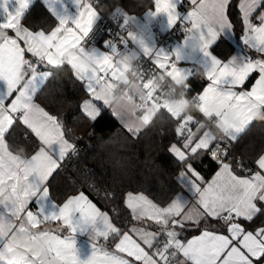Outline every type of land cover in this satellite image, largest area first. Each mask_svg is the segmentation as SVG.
Returning a JSON list of instances; mask_svg holds the SVG:
<instances>
[{
  "label": "snow or ice",
  "instance_id": "6c2138e0",
  "mask_svg": "<svg viewBox=\"0 0 264 264\" xmlns=\"http://www.w3.org/2000/svg\"><path fill=\"white\" fill-rule=\"evenodd\" d=\"M32 2L0 0L4 13L0 22V264H82L74 241L77 232H87L92 244L86 264H171L173 255L177 264H264V226L248 230L245 224L257 220L264 224V150L250 163L232 154V146L248 128L257 125L249 121L245 102L251 99L264 109V0H235L239 40L255 54L246 53L239 59L222 58L225 36H237L231 18L234 0H188L191 7L184 16L180 15L184 0H153L148 15L164 14L170 27L182 26L193 46L209 61L204 69L208 83L197 95L202 104L210 97L219 98L214 119L229 133L226 141H217L199 127V121L176 118L175 134L182 143H171L168 152L180 166L178 180L192 201L177 195L160 205L146 194L128 192L125 207L134 221L147 227L133 225L127 231L83 192L67 196L62 204L53 203V210L45 211L51 199L49 178L60 161L76 152V145L68 138L71 129L36 98L57 72L68 67L84 83L89 97L80 102L81 113L98 122L110 112L104 111L107 100L102 82L118 74L113 61L118 53L108 41L111 54L91 51L95 65L91 72L80 64L89 55L83 42L100 15L93 0H75L76 17L57 16V23L48 29L25 22ZM42 2L54 11L51 6L62 0ZM124 20L128 22L127 17ZM128 38L135 39L132 33ZM144 51L151 54L147 47ZM174 55L179 60L180 53ZM173 61L172 56L160 53L153 62L161 70L179 74ZM253 74H258L254 84L243 88ZM19 123L40 142L38 150L23 161L16 159L7 142ZM206 155L219 168L210 181L198 170ZM33 201L35 210L30 206ZM191 210L195 216L190 215ZM212 222L226 234L213 231ZM190 227L201 229L200 234L182 238ZM197 244L207 247L208 253L201 250L194 259Z\"/></svg>",
  "mask_w": 264,
  "mask_h": 264
},
{
  "label": "trees",
  "instance_id": "16d2710c",
  "mask_svg": "<svg viewBox=\"0 0 264 264\" xmlns=\"http://www.w3.org/2000/svg\"><path fill=\"white\" fill-rule=\"evenodd\" d=\"M101 4L103 12L110 17H113L115 7L141 15L153 6V0H101ZM231 18L239 30L241 26L235 0ZM24 19L29 26L45 29L54 26L56 22L41 1L33 4ZM231 49L232 45L225 40L222 58ZM216 51L220 52L221 49ZM253 79V76L249 78L246 87L252 84ZM191 81L198 89L206 82L197 75ZM87 97L84 83L74 77L70 68L65 67L56 73L36 98L47 111L57 115L66 128L71 129L68 138L80 145L79 150L70 156L68 164L59 168L49 180L50 195L56 203L61 204L67 196L84 190L101 207L113 212L122 227L129 226L134 220L123 203L128 192L146 194L157 204L166 205L182 190L176 179L180 166L168 152L170 143L180 141L175 134V127L176 118L182 113L175 114L168 107L162 106L152 120L138 134L133 135L108 110H104L108 115L98 122L89 121L80 109V102ZM192 114L199 116L194 111ZM253 121L257 125L248 128L232 147V154L245 163L253 161L258 152L264 150V109ZM25 139L21 123L14 125V130L8 135L9 145L19 149L24 142L28 143ZM28 145L30 148L27 155L35 148L34 144V147L31 143ZM217 168L218 165L207 155L198 164L205 179H209ZM261 222L257 220L253 224H245L252 229ZM200 230L188 229L183 238L187 239Z\"/></svg>",
  "mask_w": 264,
  "mask_h": 264
},
{
  "label": "crops",
  "instance_id": "0c3cea01",
  "mask_svg": "<svg viewBox=\"0 0 264 264\" xmlns=\"http://www.w3.org/2000/svg\"><path fill=\"white\" fill-rule=\"evenodd\" d=\"M37 1L42 2V0H33V2L30 4V7L26 10L25 14L29 11V9ZM42 4H44L47 10L55 17V20H56L55 24L57 23V16H67L69 18H75L78 12V8L75 4V0H62L61 4L52 5L51 7L54 9V11H50L49 6H47L45 3L42 2ZM184 4H188V0H184ZM152 7L144 11L141 15L127 13L121 7L114 8L113 17L119 18L124 23V25L127 27L128 34L132 33L135 39L134 40L131 39L133 46L126 44L122 48L117 49L118 54L113 56V61L115 62L116 67L118 69V74L115 76L114 79H110L108 81L102 82V88H103L102 94L107 100V103L105 104L106 108H104V110L109 109L110 112L114 114L118 122L122 126H124L126 129H130L131 133H134L135 135L138 134V132H140L152 120L158 108L162 106L168 107L173 113L178 114V115L183 113L187 109V104L182 99L174 98L166 94H159L157 92V89L152 84L149 85L145 83H131L129 87L127 88V90L124 91L122 95L117 97L119 98V106H117V103H116L117 98H115L116 84L119 81L127 79V74L130 68L132 67V65L138 60L139 54L141 52L145 54V51H144L145 47L151 49V54L149 55L152 56L153 60H156L157 54H160V53L172 56V58L176 62L177 67L180 70L179 74H175L172 72V76L178 80L180 79V80L191 81V78L196 75L200 76L202 79H205L204 69L209 66V61L207 60V58H205L199 52V50L193 46V42L188 39V36H187L188 33L183 38H181L178 42H176L171 48L158 47L156 28H158L161 31L166 32L170 30L172 26L171 27L169 26L167 17L164 14L149 16L148 15L149 10L152 9ZM190 7L191 6L189 5L188 10H190ZM125 17L128 18L127 23H125V20H124ZM3 21H4V13L3 11H0V22H3ZM240 32H241V28L239 30L236 29L237 36H231V35L225 36L224 39L227 40L233 47L231 51H228V54L225 58L232 56V57H236L239 59L242 56H244L246 53L250 55H255L254 53H250L248 49L244 48V45L240 42L239 36H238ZM108 41H112L109 36H105L100 41L98 46L94 49L97 52V54H101V53L111 54L110 53L111 49L106 46ZM113 46L115 47L114 43H113ZM212 47H214V45ZM176 52L180 53L179 60H176V57L174 55V53ZM80 64L88 68L91 72V70L95 67L93 59L91 57V51L89 52V55L84 56L80 60ZM17 70L19 71V68ZM257 76L258 74H253L254 79L252 81V84L246 87V82H247L246 81L243 88L250 89L251 86L254 84ZM207 83L208 82L206 81L205 84L202 86V88L198 89V93L202 92V89L207 85ZM2 88H3V85H0V91L3 90ZM237 90H242V89H237ZM88 98L89 97H87L86 99ZM36 102L39 103L38 101ZM97 103L102 108L104 107L101 104V102H97ZM219 103H220L219 98L210 97L207 103L203 105L204 113H206L207 116H211L214 118V115L217 111ZM245 103H246V107H248L249 109L248 119L249 121H253L260 113L261 108L256 107L254 102L251 99L247 100ZM190 119L194 121H199L200 122L199 127L202 128L208 134L210 138H213L217 141H218V138L222 134L225 137H227L229 133L228 128L225 127L224 124L219 120L215 119V123L211 124L206 120L205 117L193 115ZM21 125L23 127L24 137L26 138L25 140H28V143H31L32 146L33 144L35 146V148L32 150V153H30L29 155L34 154L35 151L38 150L40 146V142L38 138H36L34 134L30 132V130H28L22 123ZM7 142H8V137H7ZM28 143L24 142L19 149H14L13 147L9 145L11 152L15 154V157L17 160L23 161L28 156L26 154V152L30 148ZM172 143L180 144L182 143V141H173ZM218 170L219 168H217V170L214 172V174L209 179H205L202 172L200 170L199 171L201 172L202 176L204 177L206 181H210ZM179 171L176 174V179L181 185L180 181L178 180ZM55 172H53L52 176L54 175ZM52 176L49 178V180L52 178ZM80 192H83L93 203L96 204V206L102 212L108 213L110 218L113 220V222L118 227H120L122 230L127 231L133 225H136L137 227H140V226L147 227V224H138L136 221H132L129 226L122 227L113 212L101 207L100 204H98L94 199H92L89 196V194L85 192L84 190L76 191L71 195L79 194ZM177 195L186 197V198L188 197L189 202L192 201L191 194L187 193L183 187H182V190ZM53 203H56V202L51 197L47 207L45 208L46 212H51L53 210L52 209ZM30 206L33 207L34 210L37 207L35 201H33L32 205ZM190 215L195 216L196 212L194 210H191ZM259 226H264V224H262L261 222ZM49 227L51 226L49 225ZM194 228L195 227H190L188 229H194ZM255 228H252V229L248 228V230H254ZM57 230H60V229L58 228ZM150 230H154V229H150ZM212 230L226 234V232H224L223 227L217 225L215 222H212ZM200 231L191 235L187 239H190L193 236L199 235ZM74 241H75V247L77 250L78 259L82 262V264H86L87 260L90 258L92 254V244L90 241L89 234L87 232L83 234L77 232L74 234ZM201 250L205 254L208 253L207 247L197 244L196 252L193 253L194 259L199 258V253Z\"/></svg>",
  "mask_w": 264,
  "mask_h": 264
},
{
  "label": "built area",
  "instance_id": "2783aa9c",
  "mask_svg": "<svg viewBox=\"0 0 264 264\" xmlns=\"http://www.w3.org/2000/svg\"><path fill=\"white\" fill-rule=\"evenodd\" d=\"M93 2L99 6L100 16L95 22L89 36L85 38L83 42L84 49L88 52L94 50L105 36H109L111 38L117 49L122 48L126 44L133 46L131 39L128 38L127 27L124 23L119 18L110 17L105 14L103 12L101 0H93ZM188 8V4H183L180 8V15L184 16L187 13ZM156 30L157 44L158 47L161 48H171L187 34L186 30L179 24L177 26H172L171 29L166 32L161 31L158 28H156ZM153 61L154 60L151 55H146L141 52L138 60L130 68L127 74V79L119 81L116 84L115 98L122 95L131 83H145L149 85L155 84L158 85V87H155L157 91L185 101L190 110L186 109L179 118L190 119L193 116L192 111H194L200 117H205L209 123L214 124L215 119L204 114V104H202L200 97L197 95V86L193 82L189 81L192 86L190 90L188 80H178L174 78L172 76V72L157 68ZM173 63H175V60ZM218 141H226V137L222 134L218 138ZM75 145L77 152L80 145ZM234 146L235 144L232 147ZM75 153H70L63 161H61L59 168L65 167L70 160V156ZM246 163H250V161ZM161 243L163 242L161 241ZM171 264H177V258L175 255L171 258Z\"/></svg>",
  "mask_w": 264,
  "mask_h": 264
},
{
  "label": "clouds",
  "instance_id": "9594fccd",
  "mask_svg": "<svg viewBox=\"0 0 264 264\" xmlns=\"http://www.w3.org/2000/svg\"><path fill=\"white\" fill-rule=\"evenodd\" d=\"M153 86L158 87V85H155V84ZM116 103H117V106H119V98H117Z\"/></svg>",
  "mask_w": 264,
  "mask_h": 264
},
{
  "label": "rangeland",
  "instance_id": "374dc122",
  "mask_svg": "<svg viewBox=\"0 0 264 264\" xmlns=\"http://www.w3.org/2000/svg\"><path fill=\"white\" fill-rule=\"evenodd\" d=\"M134 194H137V193H134Z\"/></svg>",
  "mask_w": 264,
  "mask_h": 264
}]
</instances>
